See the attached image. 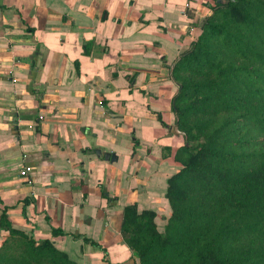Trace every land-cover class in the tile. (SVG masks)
I'll list each match as a JSON object with an SVG mask.
<instances>
[{
    "label": "crops",
    "instance_id": "0c3cea01",
    "mask_svg": "<svg viewBox=\"0 0 264 264\" xmlns=\"http://www.w3.org/2000/svg\"><path fill=\"white\" fill-rule=\"evenodd\" d=\"M224 1L0 0V217L71 264H139L122 211L170 214L148 195L180 166L173 68Z\"/></svg>",
    "mask_w": 264,
    "mask_h": 264
},
{
    "label": "trees",
    "instance_id": "16d2710c",
    "mask_svg": "<svg viewBox=\"0 0 264 264\" xmlns=\"http://www.w3.org/2000/svg\"><path fill=\"white\" fill-rule=\"evenodd\" d=\"M173 78L184 142L167 181L170 214L161 230L153 210L126 205L122 239L139 264H264V0L216 4ZM0 224L9 233L0 264H71L52 240L13 228L5 211ZM13 239L23 243L18 256Z\"/></svg>",
    "mask_w": 264,
    "mask_h": 264
},
{
    "label": "rangeland",
    "instance_id": "374dc122",
    "mask_svg": "<svg viewBox=\"0 0 264 264\" xmlns=\"http://www.w3.org/2000/svg\"><path fill=\"white\" fill-rule=\"evenodd\" d=\"M183 142H184V138H183ZM173 148H175L174 145H173ZM142 155H143L142 152H139V151L136 152V157H140ZM136 160L137 159H135V163H134L135 165L137 164ZM145 160L150 161V163L153 162V159L151 160V158L150 159L148 158ZM179 168H180V166H178L176 168L177 170H174L175 169L174 163L169 162V166L155 172V179H157V180H156L155 184L153 185L152 192L148 195L149 200L157 201L158 196L160 195L159 193L161 192V190L162 189L165 190V187L167 186V181H168L169 177L172 176L173 173L175 174V171H178ZM167 217L159 218V220L157 222L159 229L163 230V227L166 224ZM11 242H12V245H14L15 253H17V256H18L19 253L23 252V243L19 239H17V240L13 239Z\"/></svg>",
    "mask_w": 264,
    "mask_h": 264
},
{
    "label": "water",
    "instance_id": "95a60500",
    "mask_svg": "<svg viewBox=\"0 0 264 264\" xmlns=\"http://www.w3.org/2000/svg\"><path fill=\"white\" fill-rule=\"evenodd\" d=\"M206 22V19L205 20H202L200 21L201 23V26H203V24ZM182 133V132H181ZM92 153H95L96 155H98L99 157H103L105 160L107 161H115L117 159L115 153L113 152H110V151H104L102 152L101 149H98V148H95L93 149L92 151H90Z\"/></svg>",
    "mask_w": 264,
    "mask_h": 264
},
{
    "label": "built area",
    "instance_id": "2783aa9c",
    "mask_svg": "<svg viewBox=\"0 0 264 264\" xmlns=\"http://www.w3.org/2000/svg\"><path fill=\"white\" fill-rule=\"evenodd\" d=\"M31 168L30 167H24L22 170H20V175L25 176L27 175L28 172H30Z\"/></svg>",
    "mask_w": 264,
    "mask_h": 264
}]
</instances>
